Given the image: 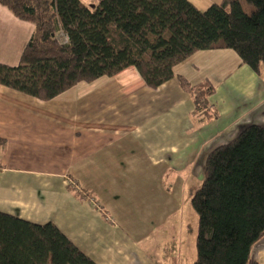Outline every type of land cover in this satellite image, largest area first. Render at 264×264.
Listing matches in <instances>:
<instances>
[{
  "label": "crops",
  "instance_id": "0c3cea01",
  "mask_svg": "<svg viewBox=\"0 0 264 264\" xmlns=\"http://www.w3.org/2000/svg\"><path fill=\"white\" fill-rule=\"evenodd\" d=\"M190 1L205 9L220 0ZM32 31L31 22L0 5V62L16 65ZM173 70L172 78L150 88L129 66L47 100L0 85V137L6 140L0 145V211L54 222L97 264H158L137 247L125 219L120 224L113 215L134 207L163 218L169 195L159 186L168 169L201 167L211 149L242 127L264 125L262 76L232 49L195 51ZM176 75L214 86L207 98L214 116L194 112ZM218 86L224 97L212 99ZM201 120L210 132L205 139L196 138ZM251 255L264 264V236Z\"/></svg>",
  "mask_w": 264,
  "mask_h": 264
},
{
  "label": "trees",
  "instance_id": "16d2710c",
  "mask_svg": "<svg viewBox=\"0 0 264 264\" xmlns=\"http://www.w3.org/2000/svg\"><path fill=\"white\" fill-rule=\"evenodd\" d=\"M0 5L33 24L18 63L0 62V85L38 99L129 66L156 88L193 52L216 48L232 49L264 81V0H220L205 9L190 0H0ZM176 77L192 96L194 112L214 116L207 99L214 86ZM5 143L0 137V145ZM202 173L191 198L198 215L192 264H258L251 249L264 236V125H245L211 149ZM0 264L97 263L54 222L0 211Z\"/></svg>",
  "mask_w": 264,
  "mask_h": 264
},
{
  "label": "rangeland",
  "instance_id": "374dc122",
  "mask_svg": "<svg viewBox=\"0 0 264 264\" xmlns=\"http://www.w3.org/2000/svg\"><path fill=\"white\" fill-rule=\"evenodd\" d=\"M82 1L89 3L97 0ZM251 7L248 4V8ZM57 36L59 40L63 41V34L58 33ZM81 83L87 87L86 82ZM85 86L81 87L86 88ZM224 91V87L218 86L217 96L211 98L224 97L221 94ZM78 93L75 91L72 94L73 98H76L78 94L79 98L83 99L85 91L79 90ZM205 122V120L196 122V138L198 135L199 139H205L210 133L203 124ZM202 168L203 164L201 167L193 168L191 163L190 166H186L184 163L181 168L168 169L170 172L166 173L164 181L159 186L160 191H163L165 195H169L168 205L166 206V211L169 214L163 218L159 219L156 215H153V212L145 216L143 211L140 213L134 207H130L128 210L120 209L118 215L112 217L115 218L113 219L115 221L120 220V224L121 220L125 219L127 224L123 226L131 230L137 247L145 254L152 255L158 264H192L195 258L198 215L192 206L191 198L202 182ZM130 202L128 201V203ZM121 204L123 206L126 203L122 201Z\"/></svg>",
  "mask_w": 264,
  "mask_h": 264
},
{
  "label": "built area",
  "instance_id": "2783aa9c",
  "mask_svg": "<svg viewBox=\"0 0 264 264\" xmlns=\"http://www.w3.org/2000/svg\"><path fill=\"white\" fill-rule=\"evenodd\" d=\"M66 40V37L65 36H63V41H65Z\"/></svg>",
  "mask_w": 264,
  "mask_h": 264
}]
</instances>
